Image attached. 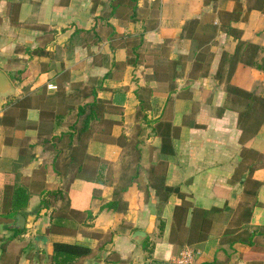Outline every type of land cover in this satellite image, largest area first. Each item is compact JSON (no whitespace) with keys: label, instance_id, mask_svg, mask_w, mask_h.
<instances>
[{"label":"crops","instance_id":"obj_1","mask_svg":"<svg viewBox=\"0 0 264 264\" xmlns=\"http://www.w3.org/2000/svg\"><path fill=\"white\" fill-rule=\"evenodd\" d=\"M261 8L0 0L14 86L0 105V264H53L59 243L84 252L68 264H175L185 249L194 264H264L261 105L228 91L264 99ZM94 90L105 108L74 163ZM16 184L31 194L21 230L5 219Z\"/></svg>","mask_w":264,"mask_h":264},{"label":"trees","instance_id":"obj_2","mask_svg":"<svg viewBox=\"0 0 264 264\" xmlns=\"http://www.w3.org/2000/svg\"><path fill=\"white\" fill-rule=\"evenodd\" d=\"M261 10L264 12V8H261ZM196 23L198 22L195 20L188 22L186 24V30L191 29L193 25H196ZM245 49L246 50L244 52V55L248 56V58L247 59L244 58L243 62L249 66H256L254 60H250L249 57H251L254 53H256V51H258V47L248 44ZM228 91L234 94V96L245 97L247 101H252V103L257 102L258 104H260L261 110H262V117H261L260 123L261 124L264 123V99L261 98V99L256 100V98H253L251 94H248L242 90H239L231 86L228 88ZM91 97L92 99H94L93 102L79 107L78 119H82V123L80 127H77V125H75L73 128L74 133L70 135L72 140L74 138H77L80 144L78 147H74L72 149L71 160L74 163H79L78 157L79 155L82 156L83 149H85V146H83L84 140H88L92 136L91 123L94 119H98V117L95 116L94 114L96 113L95 111L99 108H105V106L102 105V102L98 100L95 90L92 92ZM247 106L250 108V110H253V104L251 105L248 104ZM44 118H45V114H42V119ZM30 196L31 194L28 192L27 189L16 184V186L14 187L13 196H12V205H11L12 212L10 213V215L6 216L5 219H13L18 214H23V213L25 214L26 208L28 207V203L30 200ZM248 218L250 219L249 214H248ZM251 245L253 246L254 243H252ZM54 252H55V257H54L53 264H68L70 260L84 253L82 250L78 249L76 246L66 245V244H61V243L55 245ZM151 264H173V263L152 261Z\"/></svg>","mask_w":264,"mask_h":264},{"label":"water","instance_id":"obj_3","mask_svg":"<svg viewBox=\"0 0 264 264\" xmlns=\"http://www.w3.org/2000/svg\"><path fill=\"white\" fill-rule=\"evenodd\" d=\"M14 94V86L6 76L4 72L0 70V105L4 103V100L11 97ZM25 218L22 215H18L17 222L12 226L13 229L21 230L25 227Z\"/></svg>","mask_w":264,"mask_h":264},{"label":"built area","instance_id":"obj_4","mask_svg":"<svg viewBox=\"0 0 264 264\" xmlns=\"http://www.w3.org/2000/svg\"><path fill=\"white\" fill-rule=\"evenodd\" d=\"M197 253L191 249H185L177 257L175 264H194Z\"/></svg>","mask_w":264,"mask_h":264}]
</instances>
